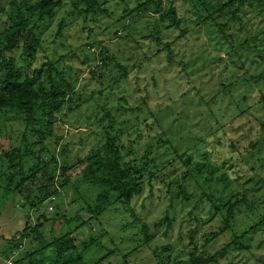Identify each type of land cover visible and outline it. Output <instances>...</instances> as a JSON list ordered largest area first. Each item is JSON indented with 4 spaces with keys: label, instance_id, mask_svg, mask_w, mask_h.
<instances>
[{
    "label": "rangeland",
    "instance_id": "obj_1",
    "mask_svg": "<svg viewBox=\"0 0 264 264\" xmlns=\"http://www.w3.org/2000/svg\"><path fill=\"white\" fill-rule=\"evenodd\" d=\"M60 1L64 5L39 31L45 58L32 65L51 62L58 72H64L62 79L54 74L53 81L57 85L70 83L75 88L73 101L52 120L54 137L45 142L49 150L45 159L55 155L58 175L63 168L68 172L64 178L67 184L55 179L51 189L55 195L40 211L32 210L19 194H5L10 162L0 156V232L14 237L24 230L28 217L32 225L41 215L47 218L46 222L41 220L44 224L38 232L25 239L24 249L11 251L14 243L10 247L1 240L0 264H50L55 260L54 246L50 245L43 254L37 252L55 237L68 234L76 238L77 250L87 264L104 257L101 264H164V248L171 258L167 264H188L191 249L187 240L179 242V235L190 229V212L198 198L189 204L171 202L170 196L179 192L173 191V179L182 182L181 176L189 171L182 163L173 166V158L164 170L167 176L153 179V188L146 183L130 210L114 203L98 217L92 218L86 212L95 205L100 189L84 179L82 161L106 143L105 128L110 117L112 136L133 140L146 134L149 139L155 136L154 144L163 135L180 155L192 157V165L204 156L219 167L224 162L232 164L234 174L228 173L235 198L246 195L247 200L239 206L232 230L224 227L223 219H216L202 227L198 243L206 246L212 242L205 249L200 247L203 257H211L237 235L255 227L256 231L239 241L243 250L231 248L217 264H264V146L256 163L246 152L251 141L264 136V106L257 103L259 93L251 78L264 73V63L251 68V58L246 61V53L242 58L236 55V51L242 53L243 40L260 35L264 29V12L258 1L246 0L252 6L247 3L238 19L229 22L231 10L238 6L233 3L225 7L226 16L217 20L220 27L227 25L225 36L231 48L216 46V38L218 43L223 39L219 27L215 22H203L197 5L190 0H177V18L188 31L180 40V31L169 28L173 21L161 20L165 12L157 13L154 5L147 4L151 0H108L105 12L97 13L95 22H91L92 16L88 21L78 16L71 0ZM171 1L163 2L165 10ZM11 2L0 0V31L7 25ZM130 12L131 26L120 29L118 21ZM61 26L62 35L57 37ZM117 27L122 32L116 36ZM158 32L159 41L153 38ZM41 125L34 122L32 128L39 130ZM27 131L31 126L23 123L17 112H0V155L23 147ZM27 138L36 140L33 136ZM231 145L237 151L233 152ZM186 184L193 189V182ZM53 197L54 204L50 203ZM50 206L54 208L51 212ZM204 210L197 212L207 220ZM164 217L174 221L169 232L165 222L156 227ZM213 233L217 234L211 237Z\"/></svg>",
    "mask_w": 264,
    "mask_h": 264
},
{
    "label": "trees",
    "instance_id": "obj_2",
    "mask_svg": "<svg viewBox=\"0 0 264 264\" xmlns=\"http://www.w3.org/2000/svg\"><path fill=\"white\" fill-rule=\"evenodd\" d=\"M71 1L77 15L83 17L85 21H88V18L92 16L91 22H95L97 13L105 12L104 7L108 2V0ZM164 1L166 0H151L147 4L154 5L157 13L165 12L161 20L163 22L165 20L173 21L169 28L180 31L181 35L177 38L180 40L188 34V31L181 27V21L177 18L178 1H171L168 10H165ZM257 1L264 12V0ZM190 2L197 5L198 11L201 13L199 18L203 22H215L216 26L219 27L218 32L223 39L222 42L218 43L219 38H216V46L218 48L222 46L231 48V42L225 36L227 25L220 27L217 20L221 16H226L225 7H232L233 3H238V6L231 10V17L228 18V21L238 19V13L250 1L230 0L229 3H226V0H190ZM63 5L60 0H12L6 14L7 25L0 31V112L5 110L17 112L21 116L22 122L31 126V131H27L24 135L23 147L0 155L1 158L10 162L6 181L8 184L4 192L7 195L10 193L19 194L24 205L36 211H40L41 207L55 195L51 190L54 188L55 179L59 183L67 184L64 178L68 172L66 169L60 168L59 170L62 169V171H60V176L58 175L55 155H50L49 160L45 159L44 155L49 153L45 142L48 138L54 137L55 122L53 123L52 120L56 114L65 109L68 102L73 101L71 94L75 92V88L70 83L60 84V86L53 81L54 74L62 79L64 72L63 74L58 72L51 62L48 61L36 67L32 65L39 58H45L42 55L41 34H39L43 23L52 19L56 11ZM249 5L252 6V4ZM131 13L133 12L128 13L118 21L117 25H120V29L124 30L129 28V25L131 26L132 19L129 15ZM118 28L114 30L116 36L117 34L121 35L122 32L118 31ZM61 35L62 26L57 32V37H61ZM159 35L158 32L153 38L158 40ZM169 47L170 45H166V48ZM240 49L242 53L236 51L239 58H242V54L246 53V61L251 58V68L260 67L264 63V29L260 35L243 40ZM101 54L103 62L105 60L104 52ZM19 60L22 62L21 64H19ZM25 64L26 66H24ZM251 78L256 82L259 93L257 103L264 106V73ZM107 121L109 122V120ZM34 122L41 123L42 127L39 130L32 128ZM112 122L110 117L109 125L105 128L106 143L98 150L91 151L82 161L85 165L84 174L86 175L84 179L88 184L100 189L95 205L86 209L92 218L103 214L114 203L129 209L132 202L142 194L146 183H149L153 188V179L167 176L164 170L169 165L168 160L173 158V166L182 163L189 171L181 176L182 182L173 179V191L178 189L179 192H174L170 196L171 202L173 204L175 202L189 204L196 197L198 198L196 199L198 204L190 212L188 220L191 223L190 229L181 232L179 235V242L187 240L191 249L186 258L187 263L217 264L228 254L231 248L243 250L240 243L249 233L256 231L255 227H251L242 235H237L231 244L224 246L221 251L214 255H210L211 257H203L205 253L200 247L205 249L212 242H207L206 246L205 244L200 246L198 243V235L202 227L216 219H223L224 227L232 230L231 224L235 219V214L239 206L247 200L246 195H244L245 198H235L228 173L229 171L234 174L232 164L227 165V162H224L220 168L210 158L208 160L204 156V159L202 158L192 165V157L188 156L187 158L180 155L163 135L154 144L155 136L150 137L151 140L146 138V134H142L133 140H127V137L123 135L112 136L110 131H113ZM148 129L151 130L152 126ZM240 129H236V132H239ZM27 136H33L36 140L29 141ZM262 145L264 146L263 135L251 141L246 148L248 158L254 163H256L255 158L260 160L259 156L263 153ZM235 148V145L230 147L233 152L237 151ZM254 163L252 170H254ZM175 174L176 172H173V176ZM190 181L194 184V190L187 187L186 183ZM171 186L172 183H169L168 187ZM201 208L207 212V220H204L197 212ZM41 220L46 222L47 218L41 215L38 218V223L32 225L31 217H28V223L24 230L9 240L15 246L12 250L24 249L25 239L38 232L44 224ZM76 220H79V216ZM164 222L167 223L166 231L172 230L174 221L172 222L168 217H164L162 221L156 224V227L162 226ZM144 228L147 227L144 225ZM216 234H211V237ZM204 238L208 239L205 236ZM145 239L150 240L147 235H145ZM239 241L241 242L239 243ZM50 245L54 246L53 258H55L50 264H87L77 250L76 238L71 234L55 237L50 244L47 245L46 243L45 248L38 251L37 254H43L49 250ZM168 251L167 248H164L162 252L164 264L171 261ZM105 259L106 257L94 264H101V261H105Z\"/></svg>",
    "mask_w": 264,
    "mask_h": 264
},
{
    "label": "crops",
    "instance_id": "obj_3",
    "mask_svg": "<svg viewBox=\"0 0 264 264\" xmlns=\"http://www.w3.org/2000/svg\"><path fill=\"white\" fill-rule=\"evenodd\" d=\"M12 237H5L1 232H0V241L1 240H5L9 243L10 247H11V243L9 242V240L11 239ZM12 251V249H10Z\"/></svg>",
    "mask_w": 264,
    "mask_h": 264
},
{
    "label": "built area",
    "instance_id": "obj_4",
    "mask_svg": "<svg viewBox=\"0 0 264 264\" xmlns=\"http://www.w3.org/2000/svg\"><path fill=\"white\" fill-rule=\"evenodd\" d=\"M50 203H52V204L55 203V198H54V197L52 198V201H51ZM53 210H54L53 206H50V207H49V211L51 212V211H53ZM21 249H23V248H21ZM7 264H12V263H11V262H8Z\"/></svg>",
    "mask_w": 264,
    "mask_h": 264
}]
</instances>
